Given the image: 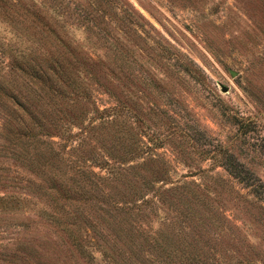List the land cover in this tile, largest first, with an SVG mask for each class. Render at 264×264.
Returning a JSON list of instances; mask_svg holds the SVG:
<instances>
[{
    "label": "rangeland",
    "instance_id": "obj_1",
    "mask_svg": "<svg viewBox=\"0 0 264 264\" xmlns=\"http://www.w3.org/2000/svg\"><path fill=\"white\" fill-rule=\"evenodd\" d=\"M13 2L46 6L70 2L62 8L63 15L57 16V23L66 27L73 45L78 43V48L100 59L109 85L122 99L114 127L94 126L101 122L94 108L116 102L112 92L100 85L90 88L89 102H76L74 109L81 114L74 119L72 100L70 114L60 110L58 120L50 112L48 97L39 102L45 122L57 125L42 137V145L60 152L54 161L62 167L72 164V201L83 210L93 208L98 222L106 216L99 204L96 209L90 205L89 180L82 170L105 173L94 162L101 156L98 140L113 138L116 132L120 145L124 141L127 146L131 140L137 145L139 154L130 162L147 160L166 166V180L156 185L189 181V189L207 203H192L191 211L182 216L176 209L181 208L180 202L174 198L181 190L169 191L167 202H157L158 206L146 207L139 214L138 224L152 236L144 232L138 235L139 241L169 244L173 263L264 264V0ZM46 13L51 16L54 11ZM116 57L122 70L115 69L114 74L107 69ZM181 61L191 66L193 75L181 68ZM2 109L0 115H5ZM6 133L0 128V141ZM46 153L51 155L49 150ZM61 156L69 160L63 163ZM236 158L251 170L255 191L224 167L235 164ZM0 167V196H4L0 200V248L15 241L49 242L47 249L57 241V248L65 247L55 227L38 217L43 204L26 194L42 191L35 177L16 166ZM57 170L52 165L43 175H54ZM189 189L184 191L188 195ZM147 194L154 197L152 191ZM80 219V229H89L88 220ZM46 251L44 260L75 262L72 253L63 255L61 250L54 258L58 250ZM94 262L104 264L98 258Z\"/></svg>",
    "mask_w": 264,
    "mask_h": 264
},
{
    "label": "trees",
    "instance_id": "obj_2",
    "mask_svg": "<svg viewBox=\"0 0 264 264\" xmlns=\"http://www.w3.org/2000/svg\"><path fill=\"white\" fill-rule=\"evenodd\" d=\"M68 4L70 2L46 6L35 2L0 0V106L5 114L0 115V128L7 132L0 141V156L5 157L0 159V165L4 168L7 164L16 166L35 177L33 179L42 191L30 190L26 194L33 195L43 204L38 217H44L51 228L55 227L65 244V247L57 248V241L51 242L52 248L47 249L49 242L15 241L11 246L0 248V264H57L56 260H44L45 255L42 254L48 252L46 250L53 253L58 250L54 258L61 250H64L63 255L72 253L74 264H96L94 261L97 258L103 260L104 264H156L155 260L162 261V264H182L181 261L173 263L171 260L169 244L162 245L156 240L143 243L137 239L144 232L151 236L149 229L138 224V218L146 207L167 202L169 191L177 194L174 189L181 190L174 198L180 202L181 208L176 209L182 216L191 211L192 203H205L198 192L189 189V181L170 187L156 185L158 180H166L163 177L166 172L164 164L149 163L147 160L130 162L139 154L134 140L124 146V141L120 145L116 132H113V138L100 137L101 156L99 161L94 162L105 173L93 168L82 170L89 180L86 186L90 192V205L96 209L95 204H99L106 214L98 222L93 208L83 210L72 201V164L62 167L54 161L60 152L52 145L45 148L42 145V137L51 134L57 127L56 122L47 124L44 120L39 102L45 97L50 99L49 109L56 114L57 120L60 119V110L70 114L69 101L72 100L74 119L81 114L74 109L76 102H89L92 86L100 85L108 89L116 102L110 107L94 108L101 117L100 124L95 127L103 124L116 126V115L122 102L118 92L109 85L100 59L95 58L94 53L78 48V43L73 45L66 37V27L57 23V16L63 15L62 8L68 7ZM49 9L55 15L48 16L46 12ZM172 58L175 60L177 56ZM113 61L114 65L108 67L107 71L116 74L114 70L121 71L122 63L118 57ZM179 64L184 71L193 75L188 63L181 61ZM119 77L118 73L116 78ZM61 160L65 163L69 157L61 156ZM234 162L226 163L224 167L248 190L255 191L256 183L250 180L251 170L237 158ZM52 165L59 170L45 177L43 173ZM186 188L190 195L184 192ZM148 191H152L154 197L149 198ZM3 197L0 196V200ZM133 214L136 216L131 218ZM81 217L89 222V229L82 228L84 233L80 229ZM75 223L76 226H72ZM126 223L129 226H125Z\"/></svg>",
    "mask_w": 264,
    "mask_h": 264
},
{
    "label": "water",
    "instance_id": "obj_3",
    "mask_svg": "<svg viewBox=\"0 0 264 264\" xmlns=\"http://www.w3.org/2000/svg\"><path fill=\"white\" fill-rule=\"evenodd\" d=\"M224 89V88H223ZM225 90V89H224Z\"/></svg>",
    "mask_w": 264,
    "mask_h": 264
}]
</instances>
